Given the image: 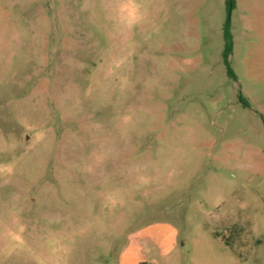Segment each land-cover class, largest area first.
Masks as SVG:
<instances>
[{
    "label": "rangeland",
    "instance_id": "rangeland-1",
    "mask_svg": "<svg viewBox=\"0 0 264 264\" xmlns=\"http://www.w3.org/2000/svg\"><path fill=\"white\" fill-rule=\"evenodd\" d=\"M143 262L264 264V0H0V264Z\"/></svg>",
    "mask_w": 264,
    "mask_h": 264
},
{
    "label": "trees",
    "instance_id": "trees-1",
    "mask_svg": "<svg viewBox=\"0 0 264 264\" xmlns=\"http://www.w3.org/2000/svg\"><path fill=\"white\" fill-rule=\"evenodd\" d=\"M225 1L227 4L228 14H230V11L235 7L236 0H225ZM223 37H224V51H223L224 64L227 68L228 75L231 78H236V74L230 62V56L232 55L233 49H234V40H233V35L231 32V22H230L229 16L227 17L225 24H224ZM244 103L246 106H249L245 100H244ZM140 264H149V263L143 262Z\"/></svg>",
    "mask_w": 264,
    "mask_h": 264
},
{
    "label": "crops",
    "instance_id": "crops-1",
    "mask_svg": "<svg viewBox=\"0 0 264 264\" xmlns=\"http://www.w3.org/2000/svg\"><path fill=\"white\" fill-rule=\"evenodd\" d=\"M170 231H171V233H172V238H171V240H173V243H172V245H171L169 251H172V250L175 249V236H176L175 234H176V230H175L173 227H171V228H170ZM127 258H128V253H127V252L123 253V254L121 255V261H122L121 263H126Z\"/></svg>",
    "mask_w": 264,
    "mask_h": 264
}]
</instances>
